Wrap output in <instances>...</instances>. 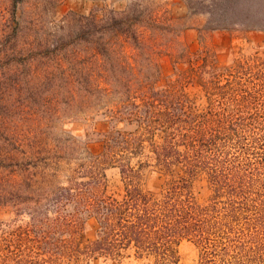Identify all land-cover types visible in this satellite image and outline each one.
I'll return each mask as SVG.
<instances>
[{
    "label": "trees",
    "instance_id": "obj_1",
    "mask_svg": "<svg viewBox=\"0 0 264 264\" xmlns=\"http://www.w3.org/2000/svg\"><path fill=\"white\" fill-rule=\"evenodd\" d=\"M28 1L0 0V207L28 218L9 226L0 264L126 253L180 264L184 240L199 246V264H264V60L212 74L204 86L217 105L199 111L158 87L162 45L180 46L179 34L144 0L103 18L68 14L54 29L19 16ZM186 1L210 30H264V0ZM88 112L135 128L112 131L100 155L54 133L57 120ZM146 150L190 178L206 173L214 198L196 202L184 177L161 194L143 190L130 157ZM105 164L120 167L122 193L106 191ZM83 213L99 223L85 244Z\"/></svg>",
    "mask_w": 264,
    "mask_h": 264
},
{
    "label": "rangeland",
    "instance_id": "obj_2",
    "mask_svg": "<svg viewBox=\"0 0 264 264\" xmlns=\"http://www.w3.org/2000/svg\"><path fill=\"white\" fill-rule=\"evenodd\" d=\"M132 1L134 0H29L20 7L19 16L31 18L33 13H36L48 28L54 29L61 25L68 14L103 18L113 11H123ZM142 3L145 7L155 10L162 23L172 26L170 29L172 33L168 36L179 34L180 46L172 45L165 49L167 45H162L163 53L158 56L161 71L158 87H176L199 111H207L217 105L218 96L212 95L204 86V81L212 74L225 71L238 63L264 60V30L241 28L210 30L207 25L208 16L194 13L186 0H144ZM2 11L9 17L4 8ZM243 81L246 83L244 86H247L248 83ZM235 89L240 91V86L236 85ZM134 128L135 125L126 120L112 118L105 112L65 116L53 125L54 133L71 137L94 155L103 152L105 139L112 131H129ZM130 161L136 166L142 163L136 182L147 192L161 194L184 177L190 181V191L196 202L207 204L214 198L212 184L204 172H198L190 178L181 164L174 163L165 167L154 159L149 150H146V155L131 156ZM100 170L106 180V191L122 193L124 182L120 167L105 164ZM82 217V230L78 234V241L85 244L95 240L99 223L95 217L87 213H83ZM27 219L25 214H18L16 208L12 206L0 207V257L4 247L10 243L8 231L11 223L15 220L25 223ZM178 249L180 264H199L200 248L197 244L184 240ZM54 264L153 263L151 259H140L134 254L126 253L115 258L78 254L72 257H59Z\"/></svg>",
    "mask_w": 264,
    "mask_h": 264
}]
</instances>
